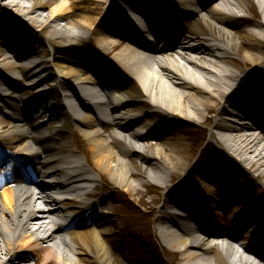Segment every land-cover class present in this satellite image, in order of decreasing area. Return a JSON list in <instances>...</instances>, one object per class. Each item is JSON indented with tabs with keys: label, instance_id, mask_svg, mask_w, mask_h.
<instances>
[{
	"label": "bare ground",
	"instance_id": "6f19581e",
	"mask_svg": "<svg viewBox=\"0 0 264 264\" xmlns=\"http://www.w3.org/2000/svg\"><path fill=\"white\" fill-rule=\"evenodd\" d=\"M168 1L62 0L51 9L56 0H0L17 14L16 23L0 25V59H10L0 60V177L6 174L0 182V264H113L109 227L117 208L112 202H121L124 190L139 194L136 178L146 183L158 178L165 190L157 223L175 264H228L219 251L201 249L203 243L192 249L170 237L167 228L179 217L177 209L189 206L204 210L201 231L239 239L264 261V170L246 151L252 145L264 152V81L254 83L245 70L264 67V4L250 8L251 0H235L241 11L224 4L228 16L216 6L211 12L186 7L198 1L203 8L207 0ZM134 2L157 13L154 38L165 41L161 51L174 60L177 54L185 67L176 72L165 67L160 76L148 70L141 52H156L126 26L117 27L121 9H132ZM27 22L35 30L29 32ZM59 49L68 53L61 62ZM7 52L49 73L53 62L57 83L44 90L14 82L9 75L22 63ZM99 95L103 105L87 103ZM18 117H29L58 139L67 177L46 153H29L27 135H16ZM178 119L210 126L223 151L242 157L243 164L223 174L200 157L192 161L173 125ZM70 136L85 163L76 161ZM15 178L39 189L36 202L54 203L49 193L63 195L65 188L73 201L56 203L52 213L17 214L9 185ZM174 180L178 184L169 185ZM101 188L113 194L102 195ZM230 200L231 208L225 205ZM74 214L77 218L63 227ZM251 217L259 219L258 227L253 224L241 236ZM164 219L167 227H161Z\"/></svg>",
	"mask_w": 264,
	"mask_h": 264
},
{
	"label": "rangeland",
	"instance_id": "374dc122",
	"mask_svg": "<svg viewBox=\"0 0 264 264\" xmlns=\"http://www.w3.org/2000/svg\"><path fill=\"white\" fill-rule=\"evenodd\" d=\"M61 1L62 0H56L51 9L55 8ZM133 4L132 9L123 8L121 9V13L126 14L134 10L137 2ZM49 10L50 9L43 10L42 14L44 16L48 15ZM16 15L15 11H9L4 7L3 3H0L1 26L16 23ZM200 17H202V15ZM255 18L256 16H254V19ZM18 20L21 22L24 21V18L21 17ZM27 24L28 27H30L28 30L29 32L33 29L35 30L31 22H27ZM262 35L264 36V31ZM56 55L57 60L61 62L62 58L67 56L68 53L63 49H59ZM47 59H49V57L44 58V60ZM29 61L32 64V60ZM52 67L54 70L56 69L54 63H52ZM245 70L249 72L254 83H257V80L264 81V67L255 68L253 66H248ZM44 72L49 73V71L45 69ZM18 83L25 87V82L18 81ZM25 91L28 93L31 92L29 89ZM173 125L178 131V135L183 139L185 154L187 156L191 154L192 161H197L200 157L205 165L214 167L223 174H230L233 172L234 165L238 167L241 166L239 162L235 161L233 156L231 157L227 152L223 151V148L215 138L210 136L211 127L207 124L178 119L173 122ZM169 128L172 129L171 126H169ZM171 131H173V129ZM171 131H164V133L167 132L166 134H171ZM67 140L71 148L76 151L73 139L68 137ZM77 156V161L85 163L82 154L78 153ZM93 175L97 177L95 173ZM178 181L179 180H174L169 185H177ZM132 182L138 187L139 194L130 196L124 190L121 202H112L113 208H117L116 216L112 219L114 224L109 227L112 246L115 252L113 264H175L176 257L168 254L163 249L160 242L162 233L161 229L158 227L157 220L160 215V208L165 193V190L160 187V180L158 178L150 179V181L146 183L136 178ZM100 192L102 195L107 193L113 194L112 191L106 192L103 188L100 189ZM161 221L163 222L161 227L168 226L169 222L166 219Z\"/></svg>",
	"mask_w": 264,
	"mask_h": 264
}]
</instances>
